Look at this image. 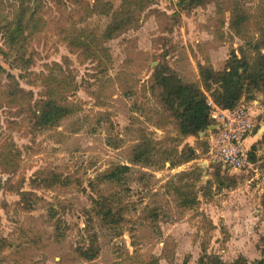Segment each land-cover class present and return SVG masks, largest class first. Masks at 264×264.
Here are the masks:
<instances>
[{
  "label": "rangeland",
  "instance_id": "rangeland-1",
  "mask_svg": "<svg viewBox=\"0 0 264 264\" xmlns=\"http://www.w3.org/2000/svg\"><path fill=\"white\" fill-rule=\"evenodd\" d=\"M4 1L8 10L17 5V0ZM101 1L94 10V0H48L42 26L30 39L33 63L26 71L0 53V146L10 143L18 153L15 166L0 167V237L10 241L0 250V264H181L184 260L195 264L210 253L223 261L263 255L264 145L258 140L264 129L256 128L254 132L260 133L246 139L251 165L227 170L236 177V184L217 190L213 185L210 197L199 192L198 204L185 208L166 183L177 181L180 171L199 164L203 173L195 180L196 187L205 184L207 165L213 161L207 150L208 133L180 139L171 124L166 129L156 127L157 104L147 88L142 91L159 60L165 58L182 79L197 81L199 62L221 69L231 51L243 47L250 53L245 43L254 31L236 34L229 29L227 12L219 18L213 1L181 12L174 0H149L141 11L132 7L136 14L132 20L128 15L114 16L124 0ZM242 2L255 16L264 8V0ZM165 24L171 29H163ZM62 28L102 42L108 51L105 62L83 60L69 51ZM41 72L67 83L63 100L74 107L53 130H35L30 120L28 106L42 93L34 73ZM6 73L32 91L25 105L10 106L1 100ZM262 98L258 94L244 101V106L264 125ZM144 136L165 149L155 150L151 161L157 162L146 166L133 162L131 154ZM188 144L195 146L199 158L170 167L165 156L176 159L174 151ZM115 163L130 165L124 191L130 207L119 233L101 226L88 212L92 208L89 179ZM41 168L70 175L72 183L34 187L31 179ZM143 208L157 212L155 222L141 215ZM90 234L98 255L86 260L77 246Z\"/></svg>",
  "mask_w": 264,
  "mask_h": 264
},
{
  "label": "trees",
  "instance_id": "trees-1",
  "mask_svg": "<svg viewBox=\"0 0 264 264\" xmlns=\"http://www.w3.org/2000/svg\"><path fill=\"white\" fill-rule=\"evenodd\" d=\"M211 1L217 6L219 18H225L227 12L229 29L236 34H240L241 30L251 29L255 35L245 43L251 52L246 53L243 47H240L238 52L231 51L221 69L214 68L208 61L199 62L197 81L182 79L177 71L169 66L165 58L159 60L153 67L147 85L142 88V91L145 92L147 88L157 104L154 124L161 129H166L167 125L171 124L180 139L190 135L197 136L214 123L209 100L222 109H232L262 94L263 98L260 101L264 108V8L258 16H255L244 7L242 0H174V4L176 9L182 12ZM47 4L48 0H17V5L12 10H8L5 1L0 0L2 39L0 53L7 59L11 58L12 64L22 71H26L33 63L28 49L29 43L31 37L42 26L43 9ZM148 4L149 0H124L120 11L114 13V16L128 15L132 20L136 16L132 7L141 11ZM98 5H102V1L94 0V10ZM73 11L68 13L69 18L72 17ZM162 28L171 29L168 24ZM62 36L69 51L77 53L83 60L89 58L95 59L99 64L105 62L104 58L107 57L108 51L102 42L90 40L78 30L66 29ZM34 74L41 81L42 93L33 105L28 106L30 120L35 130H53L58 127L63 118L74 111L73 105L63 100L67 83L51 73ZM6 80L5 95L4 98L1 97L6 104L25 105L24 103H28L33 97L32 91L24 90L13 74L6 73ZM258 142L264 145V132ZM156 143L145 136L137 140L131 149L133 162H140L142 166L157 162L158 159L151 161L153 152L165 149L163 147L160 149ZM174 152L178 154L176 159L175 155L165 156V160L170 161V167L199 158V153L191 144ZM16 153L10 143L0 146V167L3 170L16 165L18 157ZM129 170L130 165L115 163L98 172L88 181V196L92 204L89 214L96 217L101 226L110 228L116 233L120 232V226L126 220L130 207V203L126 202L124 197ZM227 170L229 169L221 162L209 161L206 168L209 177L201 188H197L195 180L202 176L203 168L199 164H193L190 169L180 171L176 175L177 181L169 180L166 185L172 190L180 206L192 208L198 204L199 192L210 197L214 193L213 185L214 190H217L236 184V177L228 174ZM72 180L70 175L63 174L54 168L38 169L31 179L32 185L38 188L68 186ZM20 194L24 195L25 192ZM262 203L264 204V201ZM156 213L153 209L151 212L148 208L141 210L144 218H153L152 223L156 220L154 217ZM83 241L79 240L78 254L86 260L95 258L98 255L95 237L91 234L83 236ZM9 242L8 238L0 237V250ZM181 264L187 263L184 260ZM195 264H264V254L250 260L243 255H238L230 261H223L216 253H210L199 257Z\"/></svg>",
  "mask_w": 264,
  "mask_h": 264
},
{
  "label": "built area",
  "instance_id": "built-area-1",
  "mask_svg": "<svg viewBox=\"0 0 264 264\" xmlns=\"http://www.w3.org/2000/svg\"><path fill=\"white\" fill-rule=\"evenodd\" d=\"M213 128L208 130V154L229 170L237 171L251 165L246 139L256 128H264L262 121L252 115L245 104L232 109H222L209 100ZM258 128V130H259ZM260 131V130H259ZM255 136V135H254Z\"/></svg>",
  "mask_w": 264,
  "mask_h": 264
},
{
  "label": "water",
  "instance_id": "water-1",
  "mask_svg": "<svg viewBox=\"0 0 264 264\" xmlns=\"http://www.w3.org/2000/svg\"><path fill=\"white\" fill-rule=\"evenodd\" d=\"M213 125H209L206 129L202 130L199 134L204 135L208 130L212 129Z\"/></svg>",
  "mask_w": 264,
  "mask_h": 264
},
{
  "label": "crops",
  "instance_id": "crops-1",
  "mask_svg": "<svg viewBox=\"0 0 264 264\" xmlns=\"http://www.w3.org/2000/svg\"><path fill=\"white\" fill-rule=\"evenodd\" d=\"M263 129H264V128H262V130H263ZM259 133H260V132L258 131V133L254 134V135L256 136V135H258Z\"/></svg>",
  "mask_w": 264,
  "mask_h": 264
}]
</instances>
